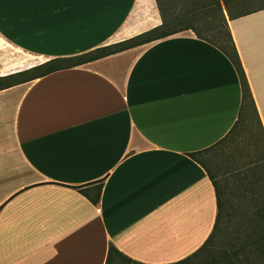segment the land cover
Instances as JSON below:
<instances>
[{
    "label": "crops",
    "instance_id": "1",
    "mask_svg": "<svg viewBox=\"0 0 264 264\" xmlns=\"http://www.w3.org/2000/svg\"><path fill=\"white\" fill-rule=\"evenodd\" d=\"M228 6L264 126V0ZM161 23L156 0H0V76ZM241 98L229 56L192 29L1 89L0 264H106L110 243L143 264L195 252L217 198L190 153L228 134ZM98 185L96 203L79 190Z\"/></svg>",
    "mask_w": 264,
    "mask_h": 264
},
{
    "label": "trees",
    "instance_id": "2",
    "mask_svg": "<svg viewBox=\"0 0 264 264\" xmlns=\"http://www.w3.org/2000/svg\"><path fill=\"white\" fill-rule=\"evenodd\" d=\"M162 23L120 42L70 58L53 59L0 76V90L159 39L185 29L217 45L239 74L242 98L238 119L226 136L213 145L191 152L213 182L217 216L202 246L170 264H264V126L231 35L224 9L228 0H156ZM200 23L196 26L194 23ZM209 34V35H208ZM209 153L206 159L201 158ZM235 191V199L230 193ZM95 196L79 190L96 203ZM143 264L125 256L110 243L106 264Z\"/></svg>",
    "mask_w": 264,
    "mask_h": 264
},
{
    "label": "rangeland",
    "instance_id": "3",
    "mask_svg": "<svg viewBox=\"0 0 264 264\" xmlns=\"http://www.w3.org/2000/svg\"><path fill=\"white\" fill-rule=\"evenodd\" d=\"M247 6L248 5H246V6H242V7H240V5H238L235 9H234V11L235 12H238V11H242V9H245V8H247ZM249 6H251V5H249ZM196 26H200V23L199 22H197V23H194ZM209 35V34H208ZM0 54H2V56H4V54H3V52L0 50ZM16 55H17V53H15L14 52V50H13V52H12V54H10V56L14 59L15 57H16ZM209 155V153H205L203 156H201V158L203 157V159H206L207 158V156ZM206 158H205V157ZM234 189L231 187V190H230V193L232 194V198L233 199H235V196H233L235 193V191H233ZM126 264H128V263H126Z\"/></svg>",
    "mask_w": 264,
    "mask_h": 264
}]
</instances>
